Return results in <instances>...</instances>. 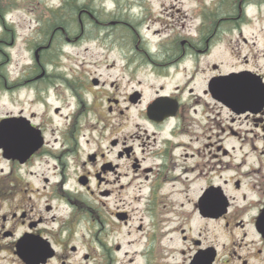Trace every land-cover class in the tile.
<instances>
[{
  "label": "flooded vegetation",
  "instance_id": "flooded-vegetation-1",
  "mask_svg": "<svg viewBox=\"0 0 264 264\" xmlns=\"http://www.w3.org/2000/svg\"><path fill=\"white\" fill-rule=\"evenodd\" d=\"M196 1L0 0V264H264V0Z\"/></svg>",
  "mask_w": 264,
  "mask_h": 264
},
{
  "label": "rangeland",
  "instance_id": "rangeland-1",
  "mask_svg": "<svg viewBox=\"0 0 264 264\" xmlns=\"http://www.w3.org/2000/svg\"><path fill=\"white\" fill-rule=\"evenodd\" d=\"M197 4L196 0H192V5ZM16 17L17 20L22 19L25 20L27 18V14L24 11H15V14L13 16ZM27 26L26 23H23V26L20 28V31L22 32L21 38L18 39L17 44L14 46L9 47V52L11 54V60L8 61V63L5 66V72L6 74H9V76L14 77L16 74L20 73L22 69L28 68L30 62H31V53H30V47L31 45L28 43H25L22 39V36H25L26 31L28 30L25 28ZM69 53H75L76 51H73L72 47H68ZM77 56H75L76 58ZM227 57V52H226ZM64 66L66 68H78V67H84L86 70L92 69L90 66L89 60H83V59H74L73 61H70L68 59H65L62 61ZM3 65H1V80H4L3 75ZM22 106L21 103H13L10 98L8 92L1 91L0 93V111L2 113L8 112L10 110H16L19 109Z\"/></svg>",
  "mask_w": 264,
  "mask_h": 264
},
{
  "label": "water",
  "instance_id": "water-1",
  "mask_svg": "<svg viewBox=\"0 0 264 264\" xmlns=\"http://www.w3.org/2000/svg\"><path fill=\"white\" fill-rule=\"evenodd\" d=\"M233 83H234V74L226 75L225 76V84L226 85H232ZM227 95H228V93H226V99H225V101H226L227 104H230L231 105V100L228 99ZM3 123H8V119L4 120ZM3 123H2V126L4 125ZM5 149L8 151L9 150V147L6 146ZM25 253H28V252H20V254H25ZM26 260L29 261V259H26Z\"/></svg>",
  "mask_w": 264,
  "mask_h": 264
},
{
  "label": "trees",
  "instance_id": "trees-1",
  "mask_svg": "<svg viewBox=\"0 0 264 264\" xmlns=\"http://www.w3.org/2000/svg\"><path fill=\"white\" fill-rule=\"evenodd\" d=\"M1 63H2V65H4V63H6V62L2 61Z\"/></svg>",
  "mask_w": 264,
  "mask_h": 264
}]
</instances>
